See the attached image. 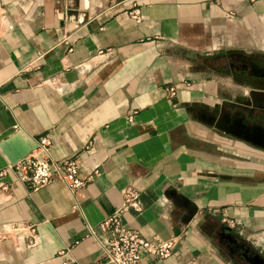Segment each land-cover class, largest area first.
I'll use <instances>...</instances> for the list:
<instances>
[{"label":"crops","instance_id":"1","mask_svg":"<svg viewBox=\"0 0 264 264\" xmlns=\"http://www.w3.org/2000/svg\"><path fill=\"white\" fill-rule=\"evenodd\" d=\"M256 52L264 0H0V168L46 135L53 161L91 175L72 192L1 176L0 264H61L63 248L66 264L100 258L97 224L126 185L140 210L123 225L173 237L168 256L142 251V263L261 264L264 144L226 126L249 99L234 65Z\"/></svg>","mask_w":264,"mask_h":264},{"label":"built area","instance_id":"2","mask_svg":"<svg viewBox=\"0 0 264 264\" xmlns=\"http://www.w3.org/2000/svg\"><path fill=\"white\" fill-rule=\"evenodd\" d=\"M137 12L138 10L134 9V13ZM228 15H231V12ZM174 92L173 85L166 87L168 96L173 95ZM49 143L48 136L38 137L32 150L0 168V177L8 170H13L18 177L26 180L31 188L45 185L52 179L57 178L65 184L70 192L84 184L91 177V175L85 179L78 177V165L72 156H68L59 162L53 161L48 152ZM0 188L6 190L8 183L0 180ZM120 193V204L97 224L101 232L106 233L101 239H98L102 256L84 264H144L141 261L142 251L159 258L169 255L173 237L146 239L140 236L137 231L123 225L119 217L120 213L129 207L140 210V204L136 188L126 185L120 189ZM224 221L229 225L233 222L229 218H224ZM9 227L11 229L22 228L17 223H10ZM25 228L29 233L33 231L32 225H25ZM89 231L95 235L91 227H89ZM58 254L62 257L61 264H66L68 262V248L59 249ZM145 264H151V262Z\"/></svg>","mask_w":264,"mask_h":264},{"label":"flooded vegetation","instance_id":"3","mask_svg":"<svg viewBox=\"0 0 264 264\" xmlns=\"http://www.w3.org/2000/svg\"><path fill=\"white\" fill-rule=\"evenodd\" d=\"M258 58L264 59V52L239 57L234 65L233 78L237 85L248 88L249 99L242 97L237 109L229 116L232 122L226 126L242 131L241 134L247 135L254 142L264 144V65L257 61ZM226 116L224 117L228 120ZM236 119H239L238 123ZM239 123L245 127V130L238 128ZM235 246V244L228 245L231 255L238 261L246 259V249L239 251ZM250 254L252 259L254 254L252 252Z\"/></svg>","mask_w":264,"mask_h":264},{"label":"rangeland","instance_id":"4","mask_svg":"<svg viewBox=\"0 0 264 264\" xmlns=\"http://www.w3.org/2000/svg\"><path fill=\"white\" fill-rule=\"evenodd\" d=\"M246 155V157L244 156ZM248 154H244L242 153V159L247 158ZM261 165H264V154L262 155V153L258 152L257 153V174L258 176L261 175V177H264V171L261 169ZM261 173V174H260Z\"/></svg>","mask_w":264,"mask_h":264},{"label":"water","instance_id":"5","mask_svg":"<svg viewBox=\"0 0 264 264\" xmlns=\"http://www.w3.org/2000/svg\"><path fill=\"white\" fill-rule=\"evenodd\" d=\"M257 61L260 62L262 65H264V59H259V58H258ZM257 260H259L261 264H264V258H263V259H258V258H257Z\"/></svg>","mask_w":264,"mask_h":264}]
</instances>
